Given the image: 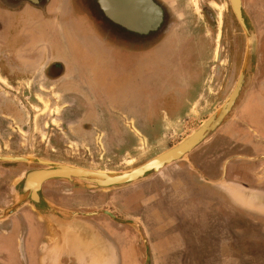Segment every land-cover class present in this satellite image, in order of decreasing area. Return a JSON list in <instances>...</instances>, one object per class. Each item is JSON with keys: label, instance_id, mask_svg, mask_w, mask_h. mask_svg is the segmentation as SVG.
Wrapping results in <instances>:
<instances>
[{"label": "crops", "instance_id": "0c3cea01", "mask_svg": "<svg viewBox=\"0 0 264 264\" xmlns=\"http://www.w3.org/2000/svg\"><path fill=\"white\" fill-rule=\"evenodd\" d=\"M163 1L172 4V0ZM242 6L259 43L258 37L264 40V0H242ZM43 9L41 16L33 7L23 10L21 30L24 34L20 36L28 40L22 45L32 51L41 45V57L38 58L41 68L57 61L61 70L59 79L73 82L68 85L69 94H75L77 101L93 100L88 108H94V104L99 107L98 100L107 99L105 93L120 91L119 87L111 85L114 83L112 73H126L129 81L122 90L129 89L130 94H136V83L140 86L143 83L144 69L149 72L148 78L152 66L156 65L158 30L146 34L127 30L109 20L96 0H49ZM153 35H156L155 40L149 38ZM14 44L17 43L13 39L0 40V45L9 53ZM183 52L182 67L189 72L197 69V82L193 80L187 89L195 85L194 92L196 90L199 96L200 92L206 91L205 80L200 78L195 66L201 57H193L201 55L202 45L189 44ZM100 54L107 56L99 58ZM263 59L262 52L257 57L251 85L232 118L189 154L201 175L213 183L203 180L187 163L182 164L190 178V171H193L199 179L191 178L196 190L189 203L199 209L197 235L203 241L199 253L204 258L199 260L200 264H264V68L260 69ZM108 60L111 65H107ZM135 69L142 73L137 76ZM100 70L104 75L112 76L96 79ZM148 86L146 91L151 93L153 85ZM100 118L103 117H97L94 122L100 124ZM35 149L36 153L23 158L69 164L44 158L41 148ZM0 171L4 170L0 168ZM28 171L0 178V264H141L139 250L132 240L136 234L118 226L124 224L102 213L72 219L69 214L87 213L78 209H91L88 212L103 209L117 216L111 210L114 204L124 207L125 191L132 187L139 189L138 185L148 179L108 191L79 188L63 180H48L41 186L43 198L48 205L69 213L68 218L59 221L51 214L37 212L29 203L8 213L7 210L23 198L17 183ZM9 194L13 196L9 197ZM90 217L99 222L87 219ZM20 237L24 238L21 245L18 244ZM207 240H212L213 245L207 244Z\"/></svg>", "mask_w": 264, "mask_h": 264}, {"label": "rangeland", "instance_id": "374dc122", "mask_svg": "<svg viewBox=\"0 0 264 264\" xmlns=\"http://www.w3.org/2000/svg\"><path fill=\"white\" fill-rule=\"evenodd\" d=\"M172 2L176 17L169 18L168 23L163 20L158 30L156 65L152 66L148 78V70L141 67L144 69V84L140 86L136 83V94H130L129 89L122 90L126 81H129L126 73H112V76L104 75L100 70L95 78L114 77L111 85L119 87L120 91L105 93L107 99L98 100L99 107L94 104V108L81 109V115L85 112L84 122L68 129L72 131L68 133L70 136L65 131L60 135L57 133L58 128L62 132L64 127H68L58 121L62 111L59 96L55 93L36 96L43 102L42 157L92 170L128 171L180 142L228 98L239 77L247 49L245 32L232 10L230 0ZM201 4L211 5L218 19L215 27H210L203 18ZM149 38L155 40L156 35ZM189 44L197 47L202 45L201 55L193 57H201L195 66L200 78L204 77L205 80L206 91L200 92L199 96L196 90L194 92L195 85L187 89L193 80L197 82V69L189 72L182 67L183 51ZM257 52V57L263 52L258 43ZM105 56L107 54H100L99 58ZM110 60L107 65L113 62ZM135 71L137 76L139 72L142 73L138 69ZM150 80L152 82L149 83ZM150 84L153 85L151 93L146 91ZM22 94L29 96L28 93ZM54 97L58 100L54 101ZM33 99L30 97V100ZM80 101L88 106L93 103L89 98ZM55 103L58 104L56 108L53 105ZM99 116L103 118L97 124L94 120ZM183 162L176 161L164 167L157 175L139 184V189H127L124 207L114 204L111 208L117 216L140 224L149 246L150 264H200L199 260H204L199 247L203 241L197 235L199 209L189 203L196 190L191 178L199 179L193 171H190L191 178L188 176ZM124 225L118 226L135 232L136 236L132 240L134 244L139 242L140 262L144 264L146 246L143 236L138 233L137 227ZM207 241V244L213 245L212 240Z\"/></svg>", "mask_w": 264, "mask_h": 264}, {"label": "water", "instance_id": "95a60500", "mask_svg": "<svg viewBox=\"0 0 264 264\" xmlns=\"http://www.w3.org/2000/svg\"><path fill=\"white\" fill-rule=\"evenodd\" d=\"M104 15L112 22L123 26L127 30L140 34L159 30L163 23V9L155 0H96ZM232 10L243 28L247 49L244 62L237 82L228 98L212 114H210L196 129L184 137L180 142L158 154L147 162L128 171H103L86 169L75 165L52 162L43 159H31L23 157H0V159L35 161L44 165L42 168L32 169L26 172L17 183L22 200L14 205L8 213L16 211L23 203H29L37 212L51 214L56 220H65L68 214L54 206L48 205L42 195L41 186L44 182L54 179L63 180L75 187L89 190H113L138 184L150 179L164 167L176 162L184 161L203 180L213 183L212 180L201 175L189 158V154L200 144L208 140L217 130L225 125L235 114L243 101L254 77L257 63V34L254 26L242 6V0H230ZM33 180V190L28 188V181ZM105 214L121 224H129L137 227L138 233L143 235L141 226L135 221L116 216L110 210H96L93 212L69 214V218L75 216H91ZM80 231V230H79ZM145 263L150 264V252L145 240Z\"/></svg>", "mask_w": 264, "mask_h": 264}, {"label": "flooded vegetation", "instance_id": "af4514ba", "mask_svg": "<svg viewBox=\"0 0 264 264\" xmlns=\"http://www.w3.org/2000/svg\"><path fill=\"white\" fill-rule=\"evenodd\" d=\"M48 1L0 0V40L4 42L7 39H13L17 43L12 46L11 53L6 52L5 47L0 45V93L2 94V96L0 95V157H25L30 153H34L36 147L41 148V100L37 99L38 94L41 97V93H55L61 100L59 104L62 111L59 114L58 121L61 125H67L68 127H64L65 129L62 132L58 128V135L65 131L70 136L71 134L68 133L72 131L69 132L68 129L71 130L73 126L82 125V122H84L85 112L81 115V109L88 110V104L74 99L75 94H69L68 88L70 87L68 85L73 84V82L59 79L61 70L57 61L41 68V62L38 59L41 57V45L40 48L38 46L33 51L27 45H22L24 41L28 40L23 38L24 36H20L22 33L24 34V30L23 32L21 30L23 28V10L33 7L41 16ZM155 1L163 9V19L166 20V23H168L169 18L176 17L172 4L168 5L163 0ZM201 5L200 11L203 18L210 27H215L218 24V19L215 13L212 12L211 5ZM258 38L259 47L261 45L264 48L263 38ZM37 52H39L38 55ZM263 68L264 59L260 69ZM59 91H62V93ZM22 93H28L29 96H24ZM30 97L37 99V101L30 100ZM57 100L54 97V101ZM53 105L56 108L58 104ZM50 114L52 115V113ZM39 150L41 151V149ZM42 167L44 165L41 163L29 165L20 160L0 159V168L4 170L3 172L0 171V178H6L15 172ZM9 195V197L13 196V194ZM78 196L81 197V195ZM78 210L88 212L91 209ZM87 219L97 221L93 217ZM18 223L21 224L20 221ZM23 240L24 238L20 237L18 244L21 245ZM138 246L139 242L137 244L136 241L134 247L138 248Z\"/></svg>", "mask_w": 264, "mask_h": 264}, {"label": "bare ground", "instance_id": "6f19581e", "mask_svg": "<svg viewBox=\"0 0 264 264\" xmlns=\"http://www.w3.org/2000/svg\"><path fill=\"white\" fill-rule=\"evenodd\" d=\"M34 183H35V182H34L33 180L28 181V188H29L30 190H33Z\"/></svg>", "mask_w": 264, "mask_h": 264}]
</instances>
